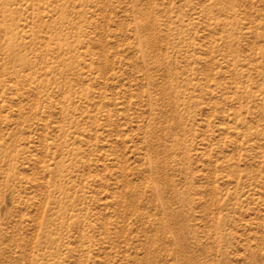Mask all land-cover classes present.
Here are the masks:
<instances>
[{"label": "rangeland", "instance_id": "rangeland-1", "mask_svg": "<svg viewBox=\"0 0 264 264\" xmlns=\"http://www.w3.org/2000/svg\"><path fill=\"white\" fill-rule=\"evenodd\" d=\"M0 264H264V0H0Z\"/></svg>", "mask_w": 264, "mask_h": 264}]
</instances>
